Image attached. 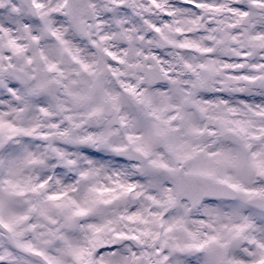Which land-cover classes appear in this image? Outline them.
I'll return each instance as SVG.
<instances>
[{
  "label": "snow or ice",
  "instance_id": "6c2138e0",
  "mask_svg": "<svg viewBox=\"0 0 264 264\" xmlns=\"http://www.w3.org/2000/svg\"><path fill=\"white\" fill-rule=\"evenodd\" d=\"M0 264H264V0H0Z\"/></svg>",
  "mask_w": 264,
  "mask_h": 264
}]
</instances>
